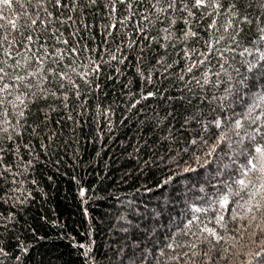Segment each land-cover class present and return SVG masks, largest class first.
Returning <instances> with one entry per match:
<instances>
[{"label": "trees", "instance_id": "1", "mask_svg": "<svg viewBox=\"0 0 264 264\" xmlns=\"http://www.w3.org/2000/svg\"><path fill=\"white\" fill-rule=\"evenodd\" d=\"M65 3L60 9L46 4L54 13L46 28L0 30V38L16 41L9 49L14 59L5 68L12 95L0 108V264H260L261 258L249 253L260 251L264 219L254 209L245 215L247 190L236 195L239 186L232 184L246 163L233 150L251 145L230 133L232 148L224 142L207 156L203 141L214 143L220 134L216 119L229 125L230 116L240 118L253 96L264 92V78L257 75L264 66L259 60L264 0H222L224 14L211 17L201 16L211 8L194 10L196 18L172 11L160 15L164 23L156 19L154 0H112L116 13H110L109 0ZM232 3L243 6L237 20L248 15L253 21L239 25L238 44L230 38L235 23L227 33L221 27ZM37 13L45 18L37 0H14L11 9L0 5V15L18 25L30 24ZM213 18L219 30L208 29ZM113 23L117 27L109 29ZM187 30L197 35L184 39ZM27 35L35 41L32 52L44 57V80L29 77L25 83H40L32 89L40 98L28 93L27 107L14 108L7 101L28 92L13 84L24 69L12 67L21 59L17 51L32 56L23 47ZM63 40L69 43L58 42ZM244 48L251 54L241 56ZM256 60L249 71L245 61ZM40 67L33 57L31 69ZM189 166L194 171H185ZM223 195L229 204L221 208L217 201ZM205 225L224 239L217 243L202 233ZM170 243L183 246L173 250ZM192 243L195 249L188 246Z\"/></svg>", "mask_w": 264, "mask_h": 264}, {"label": "snow or ice", "instance_id": "2", "mask_svg": "<svg viewBox=\"0 0 264 264\" xmlns=\"http://www.w3.org/2000/svg\"><path fill=\"white\" fill-rule=\"evenodd\" d=\"M15 2H19V0H15ZM28 3H31V0H27ZM119 4H125L126 0H117ZM14 0H0V5H3L5 9H11L13 7ZM52 3L54 8L60 9L64 7H68V5L65 3V0H37V8H42L45 12V18L41 19L39 16V13H37V16L35 19L30 20V24L25 25H18L14 20L8 19L7 17L0 15V20H4V24H0V30H7L8 26H11V29L13 32L18 31L21 27H27V28H33L35 29L38 26H44L45 28L53 22L54 13L47 10L46 4ZM73 3H76V0H73ZM90 3L92 5H96L98 3V0H90ZM110 5V13H116L117 8L115 6V3H112V0H109ZM163 5V6H161ZM153 8L156 9V19L160 23H164L163 20H160L161 14H166L172 11H179L181 13L186 12L188 17L196 18V11L194 10H202V9H208L211 8V12L207 13H201V16H213L214 14L216 16L224 14L221 10L225 8V5L222 3V0H154ZM21 7H24L23 4H21ZM129 8H131V4L128 5ZM261 8H264V3L261 4ZM75 10V9H73ZM243 10V6L239 3H232L229 7L230 16L228 21L221 25L223 27V31L225 33L229 32L230 28H233L234 23L236 27V31L234 34H230V38L233 42L239 43L237 41V36H240L243 32V29L239 27V25L242 24H249L251 25L253 21L249 18L248 15L242 16V18L238 17L241 16V12ZM168 20L171 22V24H175L176 20L172 18V16L167 17ZM56 21H58L61 24L67 23V20H60L59 15H55ZM68 20H71L72 17L69 16L67 18ZM144 19L147 20L148 17L144 16ZM125 20H127V17H125L123 20H120V24H124ZM184 23L188 25L190 22L189 20L185 19ZM218 21L217 19L213 18L211 22L208 24V29H218L217 27ZM109 29L116 28L117 25L115 23L108 25ZM165 33H168L167 36L164 37L165 40H168L171 38V32L168 27H165L163 29ZM259 40L264 41V26L259 27ZM109 35H111V32H108ZM23 35V34H22ZM63 35V33H61ZM197 33L193 32L191 30H187L183 32L184 39H188L189 37L196 36ZM224 36L219 37L216 39L215 43L219 44L220 40L224 39ZM24 40L27 41V43H23V47L27 49L28 52H32V49L29 48L30 44L35 43L34 38L32 35H27L24 37ZM62 42L64 44H68V40L58 41ZM16 43L15 38L9 39L8 35H4L2 38H0V49H2L3 57L6 59L0 60V108H2L6 103V97L12 95V87L9 83L5 82V78L9 77V73L5 71V68L8 66L7 61L14 59V56L9 51V49L12 47V45ZM7 45V46H6ZM206 46L209 50L213 49L214 45L211 42H206ZM43 47V45H41ZM231 50V49H229ZM245 53L251 54V50L248 48H244L243 52L239 53L241 56H243ZM48 52L47 49L44 50V56H47ZM186 56L189 55L188 52L185 53ZM205 56H207V53H204ZM15 56L21 57V59H16L15 63L12 65L13 68L19 70L24 69V75L17 74L13 78V84H20L23 85L24 88L28 89V92H20L17 94L14 98V100H8L7 103L11 104L12 107L16 108L20 105H24V107H27L25 104V96L28 95V93H31L32 97H37V92L32 91L33 87L40 89V83H37L35 85L30 83H25L29 77H40V81L44 80V77L41 76L42 71V65L44 62L43 56H37L36 52H32V56L29 57L25 53H21L17 51L15 53ZM35 58V63L41 65L40 68H36L35 70L31 69V62L32 58ZM112 59H116V56L113 54ZM259 60H264V52H261ZM259 60L256 61H245V63H248L249 65V71H251L253 68H256L257 64L259 63ZM23 61V62H22ZM123 61H121L122 63ZM159 62V61H158ZM200 63H203V61H200ZM74 70V69H73ZM237 72H239V69H235ZM98 71V69H96ZM188 71H192V67L190 66L188 68ZM257 75L260 78H264V66H261L257 69ZM61 79H65V76H61ZM246 79V78H245ZM241 83H244V81H241ZM231 90L226 89V93L230 94ZM51 95H55V93H50ZM154 93L149 92L148 96H152ZM40 98V97H37ZM147 98V97H143ZM227 97H225L226 99ZM65 100H67V96L64 97ZM18 102V103H16ZM140 101L137 100L136 103L138 104ZM135 107V104L133 105ZM18 115L23 118L24 117V111L21 110ZM229 119L232 121L229 125L223 126L222 121L220 119H216L214 121L215 127L217 129H221L220 134L216 137V140L214 143H209L208 140H204L203 143L205 146L208 147V151L205 153L207 156H211L213 153L217 151V149L220 147V145L224 142H227L228 147L231 149L233 143H236V141L233 140L232 135L230 133H234L235 136L239 137V143H244L245 141L249 142L251 147H244L239 151L233 150L234 156H244L246 157V163L241 165L239 176L232 179V184L239 186V192L236 193V195H240L241 192H245L247 190V196L248 199L245 201L243 205H241L242 208H244L245 215L248 212H252L253 209L255 212L261 214V218L264 219V143H261L264 141V92L257 93L253 96V99L251 103L248 105L247 110L244 113L240 114V118L234 119L230 116ZM245 121H247V124H245ZM4 123H8L7 120L4 121ZM4 132H7L8 129L4 128ZM11 139V137H9ZM193 143H196V141H193ZM3 149H0L2 151ZM197 163L200 162V157L196 158ZM235 162V161H233ZM185 171H194L191 166L185 169ZM229 188L231 190V185H229ZM81 196L84 195L83 190L80 192ZM221 208L225 207L229 204V199L227 195H223L219 201H217ZM196 211H200V209H196ZM235 219V217H233ZM245 218L244 216L241 217V219ZM252 220H256L257 216L252 215ZM224 217L218 216L217 222L223 221ZM192 221H189V224H191ZM188 225H185L187 227ZM259 227V225H257ZM202 233H207L208 236H211L214 238L217 243H219L221 240L224 239L222 236H218L216 231L208 228L206 225L200 229ZM261 232H264V228H261ZM183 245L180 243L176 244H168L167 247L170 249H175L176 247H182ZM191 249L196 248V244L192 243L188 245ZM82 247V245H81ZM258 247L260 248V251H254L250 252V256L259 257L260 264H264V241H260ZM161 255H164L163 252L160 253ZM199 253L193 251L192 255H198ZM184 255H188V253H185ZM172 259H175L173 257Z\"/></svg>", "mask_w": 264, "mask_h": 264}]
</instances>
